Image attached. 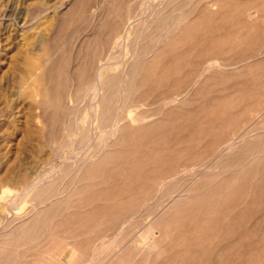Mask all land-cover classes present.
<instances>
[{
  "label": "rangeland",
  "instance_id": "1",
  "mask_svg": "<svg viewBox=\"0 0 264 264\" xmlns=\"http://www.w3.org/2000/svg\"><path fill=\"white\" fill-rule=\"evenodd\" d=\"M0 264H264V0H0Z\"/></svg>",
  "mask_w": 264,
  "mask_h": 264
},
{
  "label": "bare ground",
  "instance_id": "2",
  "mask_svg": "<svg viewBox=\"0 0 264 264\" xmlns=\"http://www.w3.org/2000/svg\"><path fill=\"white\" fill-rule=\"evenodd\" d=\"M169 1H170V0H169ZM172 1H173V0H172ZM184 1L186 2L187 0H184ZM159 2H160V1H159ZM181 2H182V1H181ZM179 3H180V2H179ZM183 3H184V2H183ZM166 4H167V3H166ZM180 4H182V3H180ZM186 4H187V3H186ZM176 6H177V4H176ZM154 8H155V7H154ZM150 9H151V8H150ZM170 9H171V7H170ZM170 9H167V10H170ZM176 9H177V8H176ZM151 11H152V10H151ZM153 12H160V10L157 11V9H156V11H153ZM170 12L172 13V11H170ZM182 12H183V11H182ZM167 13H168V12H167ZM174 13H176V12H174ZM156 14H157V13H156ZM163 14H165V13H163ZM169 14H170V13H169ZM164 16H165V15H164ZM166 16H168V15H166ZM169 16H170V15H169ZM169 16H168V17H169ZM160 17H161V16H160ZM162 17H163V15H162ZM162 17H161V19H162ZM163 18H164V17H163ZM165 18H166V17H165ZM165 18H164V19H165ZM159 20H160V18H159ZM167 20H168V19L166 18V22H167ZM157 21H158V19H157ZM164 21H165V20H164ZM168 21H169V20H168ZM173 21H174V20H173ZM127 28H128V27H127ZM128 33H129V32H128ZM130 33H131V31H130ZM137 35H138V34H137ZM128 37H129V36H128ZM138 38H139V37H138ZM137 41H138V40H137ZM133 43H135V42H133ZM138 43H139V42H138ZM117 60H118V59H117ZM119 60H121V59H119ZM116 62H117V61H116ZM123 62H124V60H123ZM127 63H128V62H127ZM99 64H100V63H99ZM108 64H109V62H104V63H101V64L98 66L96 76H97V78H98L99 80L102 79L103 69H105L106 66H108ZM123 65H124V64H123ZM126 66H127V65H126ZM124 67H125V66H124ZM127 67H128V66H127ZM133 68H134V67H133ZM125 70H126V69H125ZM106 71L108 72V69H107ZM109 73H110V72H109ZM127 73H128V72H126L125 74H127ZM117 74H118V73H117ZM117 74H116L115 76H117ZM123 74H124V73H123ZM128 74H129V73H128ZM93 75H94V74H93ZM110 75H112V74H110ZM110 75H109V76H110ZM109 76H108V74H107V76H106L107 78H106V79H109V78L111 77V76H110V77H109ZM112 76H113V80H114V75H112ZM118 77H119V75H118ZM118 77H117V78H118ZM121 77L123 78V76H121ZM124 77H125V75H124ZM106 79H104V82H105ZM119 79H120V78H119ZM119 79H118V80H119ZM113 80H112V82L114 83L115 80H116V78H115L114 81H113ZM120 80H121V79H120ZM109 81L111 82V79H110ZM116 82H117V81H116ZM116 82H115V83H116ZM121 82H122V80H121ZM123 82H125V81H123ZM115 83H114V86H115ZM119 83H120V82H119ZM105 84H106V83H105ZM107 84H108V83H107ZM109 84H110V83H109ZM103 86H104V85H103ZM108 86H109V85H108ZM124 86H125V84H124ZM100 87H101V86H100ZM112 87H113V86H112ZM112 87H111V88H112ZM117 87H118V86H117ZM108 88H109V87H108ZM108 88H107V89H108ZM120 89H121V87H120ZM100 90H101V89H100ZM110 90L113 91V90H116V88H114V89H110ZM85 91H86V90H85ZM108 91H109V89H108ZM112 91H110V92H112ZM88 92H89V91H88ZM99 92H100V91H99ZM115 92H116V91H115ZM115 92H114V93H115ZM129 92H130V91H129ZM245 92H246V91H245ZM105 93H106V92H105ZM105 93H104V95H105ZM108 94H109V92H108ZM112 94H113V93H112ZM91 95H92V94H91ZM110 95H111V94H109V96H110ZM95 96H96V95H95ZM107 96H108V95H107ZM99 98H101V97H99ZM104 98H105V97H104ZM107 98H108L107 100H109L111 97H110V98L107 97ZM111 99H112V98H111ZM120 99H121V97H120ZM101 100L103 101V99H101ZM107 100H106V101H107ZM91 101H92V100H91ZM95 101L97 102V98L95 99ZM95 101H94L93 103H92V102H91V103H92V104H96ZM116 101H118V100H116ZM120 101H121V100H120ZM100 102H101V101H100ZM100 102H99V104H100ZM103 102H104V101H103ZM108 102H109V101H108ZM112 102H113V101H112ZM104 103H105V102H104ZM116 103H117V102H116ZM110 104H111V103H110ZM110 104H109V105H110ZM89 105H90V104H89ZM89 105H88V106H89ZM100 105H102V104H100ZM100 105H99V106H100ZM94 106H95V105H94ZM109 107H110V106H109ZM89 108H90V107H89ZM106 108H107V107H105V109H106ZM110 108H111V107H110ZM116 108H119L118 105H117ZM116 108H115V110H116ZM99 109H100V107H99ZM103 109H104V108H103ZM103 109H102V112H105L106 110H103ZM108 110H109V109H108ZM108 110H107V111H108ZM115 110H114V111H115ZM98 111H99V110H98ZM94 112H95V107H94ZM90 113H91V112H90ZM99 113H100V112H99ZM109 113H110V112H109ZM112 113H113V112H112ZM112 113H111V114H112ZM105 114H106V113H105ZM114 114H115V112H114ZM108 115H109V114H108ZM91 116H92V115H91ZM98 116L100 117V115H98ZM101 116H102V115H101ZM115 116H117V115H115ZM110 117H111V116H110ZM101 118L103 119V118H105V117H101ZM107 118H108V116H107ZM72 119H73V118H72ZM93 119H94V117H93ZM93 119H92V120H93ZM102 119H101V120H102ZM113 119H115V117H113ZM113 119H112V120H113ZM119 119H120V118H119ZM92 120H91V121H92ZM108 120H109V121H108ZM108 120H106L107 122H105V123L102 122V123H104V124H101V123H100V124H101V128H102V130H103L102 132H101V130H99L101 133L109 132L108 129L106 130V128H108V127H106V126H108V124L111 123V121H110V118H109ZM114 121H115V120H114ZM99 122H100V120H99ZM91 123H92V122H91ZM112 123L114 124V122H112ZM112 123H111V124H112ZM106 124H107V125H106ZM112 126H113V125H112ZM76 127H77V126H76ZM85 127L87 128V126H85ZM91 127H92V125H91ZM77 128H78V127H77ZM89 128H90V127H89ZM93 128H94V127H93ZM79 129H81V128H79ZM84 130H86V129H84ZM91 130H92V129H91ZM206 130H208V129H206ZM82 131H83V130H82ZM86 131H87V130H86ZM88 132H89V131H88ZM90 132H91V131H90ZM90 132H89V133H90ZM92 132H93V131H92ZM95 132L97 133L98 131H96V129H95L94 133H93V134L91 133L92 135H94L93 137L96 136V135H95ZM110 132H111V131H110ZM110 132H109V134H110ZM202 132H203V130H202ZM85 133H86V132H85ZM89 133H88V134H89ZM203 133H204V132H203ZM210 134H211V133H210ZM212 134H213V132H212ZM92 135H90V136H92ZM107 135H108V134H107ZM195 136H196V134H195ZM87 137H89V136H87ZM202 138H203V137H202ZM86 139H87V138H86ZM88 140H89V139H88ZM88 140H87V142H88ZM91 141H92V139H91ZM91 141H90V143H91ZM190 141H191V140H190ZM87 142H84V143L87 144ZM232 143H233L232 140H229V141L227 142V144H232ZM91 144H92V143H91ZM96 144H97V143H96ZM106 145H107V144H106ZM216 145H217V144H216ZM72 146H73V145H72ZM86 146H87V145H86ZM219 146H221L220 143H219ZM87 147H88V146H87ZM209 147H210V146H209ZM222 147H223V146H222ZM224 147H225V146H224ZM224 147H223V149H224ZM84 148H85V147H84ZM98 148H99V147H98ZM100 148H101V147H100ZM210 148H212V147H210ZM214 148H216V147H214ZM85 149H87V148H85ZM104 149H105V148H104ZM216 149H218V147H217ZM220 149H221V148H220ZM220 149H218V150H220ZM102 150H103V149H102ZM208 150H209V149H208ZM210 150H211V149H210ZM213 150H214V149H213ZM213 150H212V151H213ZM78 151H79V150H78ZM86 151H87V150H86ZM97 151H98V150H97ZM202 151H203V150H202ZM214 151H215V150H214ZM214 151H213V152H214ZM221 151H222V150H221ZM226 151H227V150H226ZM207 152H209V151H206V153H207ZM213 152H211V153H213ZM215 152H216V151H215ZM228 152H229V151H227L226 153H228ZM230 152H231V151H230ZM97 153H99V152H97ZM206 153H205V154H206ZM75 154H76V153H75ZM90 155H91V154H90ZM206 155H207V154H206ZM82 156H83V155H82ZM209 156H210V155H209ZM78 157H79V155H78ZM88 158H89V157H88ZM223 159H224V158H223ZM68 160H69V159H68ZM78 162H79V161H78ZM83 162H84V161H83ZM83 162H82V163H83ZM199 162H200V161H199ZM75 163H76V162H75ZM76 164H77V163H76ZM198 164H199V163H198ZM145 165H146V164H145ZM201 166H202V165H201ZM75 167H76V166H75ZM81 167H82V166H81ZM146 168H147V167H145V170H146ZM81 169H82V168H81ZM146 172H147V171H146ZM177 176H178V175H177ZM186 176H188V175H186ZM188 177H189V176H188ZM40 180H41V179H40ZM177 180H178V179H177ZM185 180H186V179H185ZM185 180H184V182H185ZM150 181H151V180H150ZM167 181H168V180H167ZM172 181H174V180H172ZM172 181H170V182L173 183ZM186 181H187V180H186ZM174 182H176V181H174ZM166 183H167V182H166ZM175 184H176V183H175ZM177 184H178V183H177ZM181 184H182V183H181ZM168 185H169V184H168ZM172 185H174V183H173ZM179 185H180V184H179ZM35 186H36V185H30V186H29V190H31V189L34 188ZM170 186H171V184H170ZM175 186H176V185H175ZM181 186H182V185H180V187H181ZM171 187H173V186H171ZM177 187H179V186H177ZM175 188H176V187H175ZM179 189H180V188H179ZM192 189H194V188H192ZM195 189H196V188H195ZM177 190H178V189H177ZM177 190H175V191H177ZM179 191H181V190H179ZM173 192H174V191H173ZM178 193H179V192H178ZM175 195H176V194H175ZM181 195H182V194H181ZM212 195H213V194H212ZM177 196H178V194H177ZM246 196H247V195H246ZM192 198H193V197H192ZM192 198H190V199L192 200ZM190 199H188V200H190ZM195 204H196V203H195ZM193 209H194V208H193ZM186 210H187V209H186ZM188 210H190V209H188ZM194 210H195V209H194ZM204 210H205V209H204ZM192 212H193V211H192ZM204 212H206V211H204ZM210 212H211V211H210ZM206 213H207V212H206ZM190 214H191V213H190ZM203 214H204V213H203ZM180 225H181V224H180ZM178 226H179V225H178ZM179 227H180V226H179ZM179 227H178V228H179ZM176 228H177V227H176ZM152 230H153V229H152ZM176 230H177V229H176ZM170 231H171V230H170ZM181 231H182V230H181ZM184 232H185V231H184ZM174 233H175V232H174ZM174 233H173V235H174ZM182 235H184V234H182Z\"/></svg>",
  "mask_w": 264,
  "mask_h": 264
}]
</instances>
